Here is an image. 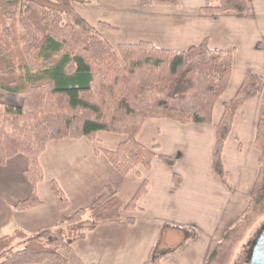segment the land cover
Segmentation results:
<instances>
[{
  "label": "trees",
  "instance_id": "trees-1",
  "mask_svg": "<svg viewBox=\"0 0 264 264\" xmlns=\"http://www.w3.org/2000/svg\"><path fill=\"white\" fill-rule=\"evenodd\" d=\"M144 6L177 8V0H140ZM91 0H0V91L19 96V107L0 103V166L17 155L27 160L24 176L31 184L26 200L14 209L41 204L36 184L44 178L39 157L52 141L88 138L100 131L125 136L115 150L101 149L112 166L127 175L155 159L168 167L176 159L157 154L137 141L147 119L211 125L215 105L228 89L233 56L211 49L208 41L183 51L150 42L113 47L87 23L75 5ZM247 12L246 0H210L202 15ZM103 30H114L100 23ZM261 94L254 146L260 153L259 171L249 202L219 240H212L204 264H228L237 243L264 214V76L245 75L232 99L222 105L215 126L212 171L225 181L222 149L236 111ZM155 148V147H154ZM175 182L179 178L175 176ZM50 190L60 215L56 226L27 235L16 231L0 237V264H84L73 244L104 222H119L122 211L136 210L147 193L143 181L125 206L109 185L86 209L67 214L68 199L55 181ZM131 224L132 219H128ZM16 241L19 242L16 243ZM153 251L144 264H159Z\"/></svg>",
  "mask_w": 264,
  "mask_h": 264
},
{
  "label": "crops",
  "instance_id": "crops-1",
  "mask_svg": "<svg viewBox=\"0 0 264 264\" xmlns=\"http://www.w3.org/2000/svg\"><path fill=\"white\" fill-rule=\"evenodd\" d=\"M177 1V8L148 7L140 0H91L89 5L74 7L112 46L147 41L162 49L183 51L207 40L211 49L230 51V81L214 107L212 124L147 119L137 141L157 154L175 158V165L168 167L155 159L149 169L138 166L125 176L100 150H115L125 136L100 131L93 141L85 137L52 141L39 157L44 178L36 184V193L41 204L23 211L14 206L29 197L31 184L24 176L26 158L14 156L0 166V237L16 231L33 235L59 223L61 213L51 181L68 199L67 214L88 208L105 185L113 188L125 206L141 183L148 182L136 210L122 211L121 221L100 223L73 244L84 264H144L156 253L164 230L167 248L176 243L161 253L159 264H204L210 242L232 227L249 202L259 171L260 153L254 142L261 95L234 115L221 154L224 182L212 171L215 126L223 103L233 98L245 75L264 76V0H246L247 12L242 16L202 15L200 9L210 0ZM100 23L114 30H103ZM3 93L7 98L0 103L17 106L13 102L19 96Z\"/></svg>",
  "mask_w": 264,
  "mask_h": 264
},
{
  "label": "rangeland",
  "instance_id": "rangeland-1",
  "mask_svg": "<svg viewBox=\"0 0 264 264\" xmlns=\"http://www.w3.org/2000/svg\"><path fill=\"white\" fill-rule=\"evenodd\" d=\"M6 98L7 96L4 95L3 92H0V99L5 100ZM13 103L17 104L16 107H19V104L21 103V99L16 98ZM263 226H264V214L261 215L259 218H257V220L248 228L242 239L237 243L228 264H247L248 257L250 255V250L252 249L257 237L261 233ZM166 233H167L166 230L162 232L159 245L156 247V254L158 255L163 253L164 251H167L169 247L175 246L176 242H172L167 248V246L165 245V241H166L165 239L167 238ZM18 242L19 241H16V243Z\"/></svg>",
  "mask_w": 264,
  "mask_h": 264
},
{
  "label": "water",
  "instance_id": "water-1",
  "mask_svg": "<svg viewBox=\"0 0 264 264\" xmlns=\"http://www.w3.org/2000/svg\"><path fill=\"white\" fill-rule=\"evenodd\" d=\"M249 264H264V226L252 248Z\"/></svg>",
  "mask_w": 264,
  "mask_h": 264
},
{
  "label": "flooded vegetation",
  "instance_id": "flooded-vegetation-1",
  "mask_svg": "<svg viewBox=\"0 0 264 264\" xmlns=\"http://www.w3.org/2000/svg\"><path fill=\"white\" fill-rule=\"evenodd\" d=\"M262 232V231H261ZM260 235V234H259ZM258 238V237H257ZM257 240V239H256ZM256 242V241H255ZM255 244V243H254ZM254 246V245H253ZM253 248V247H252ZM251 256H252V249L250 250V255L248 257V261H247V264H249L250 262V259H251Z\"/></svg>",
  "mask_w": 264,
  "mask_h": 264
}]
</instances>
